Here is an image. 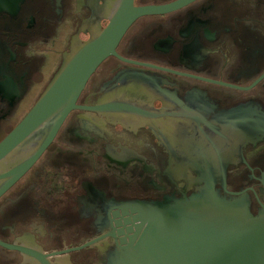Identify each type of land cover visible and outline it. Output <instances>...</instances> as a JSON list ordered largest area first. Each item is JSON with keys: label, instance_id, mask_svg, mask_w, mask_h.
<instances>
[{"label": "flooded vegetation", "instance_id": "af4514ba", "mask_svg": "<svg viewBox=\"0 0 264 264\" xmlns=\"http://www.w3.org/2000/svg\"><path fill=\"white\" fill-rule=\"evenodd\" d=\"M175 1L21 0L0 12V141L82 47L112 48L0 194V264H107L130 235L125 203L204 187L264 216V0H191L136 16L115 41L132 9Z\"/></svg>", "mask_w": 264, "mask_h": 264}, {"label": "water", "instance_id": "95a60500", "mask_svg": "<svg viewBox=\"0 0 264 264\" xmlns=\"http://www.w3.org/2000/svg\"><path fill=\"white\" fill-rule=\"evenodd\" d=\"M191 0L131 10L114 24L115 41L136 16L162 13ZM21 0H0V12L13 13ZM100 39L82 47L54 75L44 91L0 141V194L42 154L57 134L87 78L112 48L97 49ZM115 43V42H114ZM128 239L107 264H264V216H253L244 197L226 200L211 187L181 199L132 201Z\"/></svg>", "mask_w": 264, "mask_h": 264}]
</instances>
